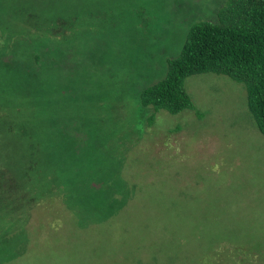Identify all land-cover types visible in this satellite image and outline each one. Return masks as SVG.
Returning a JSON list of instances; mask_svg holds the SVG:
<instances>
[{"label": "rangeland", "instance_id": "rangeland-1", "mask_svg": "<svg viewBox=\"0 0 264 264\" xmlns=\"http://www.w3.org/2000/svg\"><path fill=\"white\" fill-rule=\"evenodd\" d=\"M226 3L0 0V161L36 168L0 179V264H264V136L245 87L190 76L194 110L151 125L139 102ZM94 131L117 166L92 178L108 184L96 211L63 192L95 153L78 152L74 174L53 169L71 170Z\"/></svg>", "mask_w": 264, "mask_h": 264}, {"label": "trees", "instance_id": "trees-1", "mask_svg": "<svg viewBox=\"0 0 264 264\" xmlns=\"http://www.w3.org/2000/svg\"><path fill=\"white\" fill-rule=\"evenodd\" d=\"M166 66L165 76L140 92V107H150L153 111L146 118L148 125L154 122V112L164 110L175 115L184 110H194L191 97L184 88L186 78L214 73L227 76L245 87L247 106L255 118L258 130L264 136V0H227L226 5L217 14V22H199L190 27L180 54L166 60ZM24 118L25 122L33 121L26 114ZM89 125L88 123V127ZM104 136L94 131L90 133L91 144L88 137V142L76 146L79 151L70 149L71 170L64 162H59L53 167L55 171L74 174L76 167L79 166V159L75 158L78 152L92 151L96 154L92 159L90 158L91 165H87L83 170L78 169L80 182H73V189L71 188L75 192L63 191L68 197L66 201L75 202L77 208L86 210L91 208L96 211L94 204L97 200L94 202V195L98 197L99 202H103L108 184L104 185L106 188L102 186L94 189L99 185L100 180L92 178L105 179L108 176L113 178L112 175L116 172L114 170L117 166L112 160H106L107 166L101 162L103 160H100L102 156L104 159L108 157L101 155L102 148L107 142ZM40 146L44 151L46 146ZM31 161L34 160H29ZM23 165L25 164L19 160L10 162L1 160L0 179L9 177L5 170L7 173L11 172L14 177L32 176L36 173L34 166L28 165V168H25ZM44 165L47 167L46 163ZM93 184L96 185L92 186ZM19 205L22 204H16V207ZM79 215H82L81 211Z\"/></svg>", "mask_w": 264, "mask_h": 264}, {"label": "clouds", "instance_id": "clouds-1", "mask_svg": "<svg viewBox=\"0 0 264 264\" xmlns=\"http://www.w3.org/2000/svg\"><path fill=\"white\" fill-rule=\"evenodd\" d=\"M105 155H107V154H105Z\"/></svg>", "mask_w": 264, "mask_h": 264}]
</instances>
